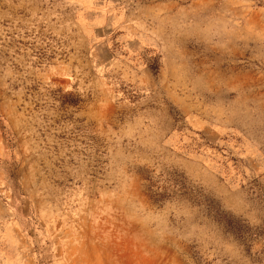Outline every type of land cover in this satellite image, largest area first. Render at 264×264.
<instances>
[{
  "label": "rangeland",
  "instance_id": "obj_1",
  "mask_svg": "<svg viewBox=\"0 0 264 264\" xmlns=\"http://www.w3.org/2000/svg\"><path fill=\"white\" fill-rule=\"evenodd\" d=\"M0 264H264V0H0Z\"/></svg>",
  "mask_w": 264,
  "mask_h": 264
},
{
  "label": "trees",
  "instance_id": "obj_2",
  "mask_svg": "<svg viewBox=\"0 0 264 264\" xmlns=\"http://www.w3.org/2000/svg\"><path fill=\"white\" fill-rule=\"evenodd\" d=\"M217 218H219V220H223V224L225 225L227 230H230L233 234H241L243 232V230L241 229L243 226L241 224L238 223V225H233V220L231 218H226V215H217ZM222 218V219H221Z\"/></svg>",
  "mask_w": 264,
  "mask_h": 264
}]
</instances>
